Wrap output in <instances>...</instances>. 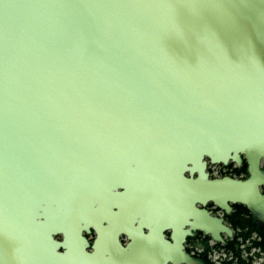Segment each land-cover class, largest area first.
Listing matches in <instances>:
<instances>
[{"label": "water", "instance_id": "1", "mask_svg": "<svg viewBox=\"0 0 264 264\" xmlns=\"http://www.w3.org/2000/svg\"><path fill=\"white\" fill-rule=\"evenodd\" d=\"M108 147L149 177L199 164L206 202L264 229V0H0V264H71ZM242 157L247 181L204 174Z\"/></svg>", "mask_w": 264, "mask_h": 264}, {"label": "flooded vegetation", "instance_id": "2", "mask_svg": "<svg viewBox=\"0 0 264 264\" xmlns=\"http://www.w3.org/2000/svg\"><path fill=\"white\" fill-rule=\"evenodd\" d=\"M141 139H108L105 144L136 145ZM92 142H101L91 139ZM100 188L91 187L87 194V217L76 218L71 264H213L210 256L219 253L234 257L240 252L264 251V229L242 205L229 204L230 213L213 202H206V185L199 164L186 162L181 175L149 177L141 174L137 162L139 149L108 147ZM204 174L209 180L251 178L249 163L229 161L214 164L205 158ZM264 174V163L260 162ZM264 196V181L260 186ZM203 211L231 231L218 229L220 242L203 231L204 223L196 215ZM162 234L173 249L160 250ZM62 242L63 235L55 238ZM82 242L80 243V241ZM62 253L65 250H61ZM235 260V259H234Z\"/></svg>", "mask_w": 264, "mask_h": 264}, {"label": "trees", "instance_id": "3", "mask_svg": "<svg viewBox=\"0 0 264 264\" xmlns=\"http://www.w3.org/2000/svg\"><path fill=\"white\" fill-rule=\"evenodd\" d=\"M258 246H260L262 248V250L264 251V243L258 244L257 247ZM234 257H235L234 259L237 262L236 264H249L248 262H246L245 260H243L241 258V253L240 252L236 253V255H234ZM228 264H235V261H234V263H228Z\"/></svg>", "mask_w": 264, "mask_h": 264}, {"label": "built area", "instance_id": "4", "mask_svg": "<svg viewBox=\"0 0 264 264\" xmlns=\"http://www.w3.org/2000/svg\"><path fill=\"white\" fill-rule=\"evenodd\" d=\"M245 258H246V256H244ZM216 262V264H222V262L221 261H215Z\"/></svg>", "mask_w": 264, "mask_h": 264}]
</instances>
